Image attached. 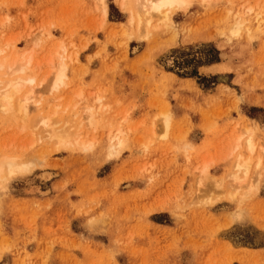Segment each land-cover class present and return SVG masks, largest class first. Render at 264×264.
<instances>
[{
    "label": "rangeland",
    "instance_id": "374dc122",
    "mask_svg": "<svg viewBox=\"0 0 264 264\" xmlns=\"http://www.w3.org/2000/svg\"><path fill=\"white\" fill-rule=\"evenodd\" d=\"M106 3L0 0L8 60L31 50L46 77L24 116L0 109V157L26 164L0 173V264H264V0H190L148 25ZM45 115L78 139L38 131Z\"/></svg>",
    "mask_w": 264,
    "mask_h": 264
},
{
    "label": "bare ground",
    "instance_id": "6f19581e",
    "mask_svg": "<svg viewBox=\"0 0 264 264\" xmlns=\"http://www.w3.org/2000/svg\"><path fill=\"white\" fill-rule=\"evenodd\" d=\"M129 2L131 3L132 7L128 8L127 0H118L120 7L129 9L131 13L129 18L131 19V21L138 20V23H140L142 17H144L146 19V24L148 25L151 22V13L153 11L162 13L163 19L168 20L169 12L172 8H184L190 3V0H129ZM99 3L101 4L100 7H102L101 9L104 12V14L101 16H103L104 18V15L106 16L108 14V6L106 0H99ZM164 9L166 10L163 11ZM237 23L238 25H241L242 20ZM1 37L2 31L0 29V109L1 111H4L6 113H10L14 111V109L18 111L17 113L26 111L27 105H29V101L32 97L31 95L33 93V87L37 83L41 84L46 77L38 80L39 78L35 73H29L32 70L31 67L34 65V56L32 55L31 50L22 55L24 56V61H17L16 59L15 61L10 62L8 60L9 54L7 52L8 50L10 51V49L14 48V44L10 41L11 38L3 44L1 42ZM55 54L60 61L58 62V70L54 78V83L56 85H59L64 81V78L66 77L67 63L65 60L67 58H70L71 54L69 53L68 48L64 46V43H59ZM34 97L35 96L33 95L32 98ZM24 114L25 112L22 115H20L19 113V116H24ZM42 116L38 121H36L37 123L34 125V128L35 126L38 128V124H40V128H38V131L48 132L50 138H56L60 144L66 142L68 144L71 142V140L73 141L74 137L76 140L78 139L77 136H75L76 134L72 133L73 131L69 132V130H67L68 128L66 130L63 129L64 131L54 128L53 124L51 123V120L53 119L52 116ZM121 132L122 131L119 130V133L117 135L110 137L111 141L109 140L108 143V146L110 145V149L107 146V148L109 149L108 154H111L110 150L118 151L117 148H119L120 146L122 147L123 143L125 142V139L121 136ZM241 139L242 136H239L236 140V147H240L242 145ZM245 144L249 153H253L256 146L250 134ZM249 153L246 156L244 153L240 152L239 158L235 165L237 170L243 171L244 174L248 173L252 162V158ZM17 158V156L0 157V173L4 171L3 169H7L10 173H14L15 171L22 170L24 167L26 168V164L19 161V158ZM205 170H207V168ZM232 179L237 182H241L243 180L242 176H240L238 172L232 174Z\"/></svg>",
    "mask_w": 264,
    "mask_h": 264
},
{
    "label": "trees",
    "instance_id": "16d2710c",
    "mask_svg": "<svg viewBox=\"0 0 264 264\" xmlns=\"http://www.w3.org/2000/svg\"><path fill=\"white\" fill-rule=\"evenodd\" d=\"M187 73V72H186ZM192 74H194L193 72H192ZM203 79V78H202Z\"/></svg>",
    "mask_w": 264,
    "mask_h": 264
}]
</instances>
